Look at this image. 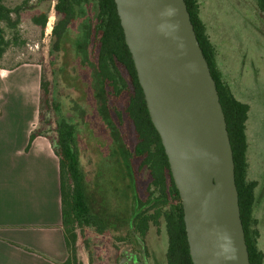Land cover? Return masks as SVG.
<instances>
[{
	"label": "trees",
	"instance_id": "trees-1",
	"mask_svg": "<svg viewBox=\"0 0 264 264\" xmlns=\"http://www.w3.org/2000/svg\"><path fill=\"white\" fill-rule=\"evenodd\" d=\"M7 0H0V66L16 67L20 64L31 62L21 61L15 65L4 63V55L11 45H23L25 40L19 30L21 13L27 0L21 4L10 7ZM191 16L194 29L209 63L211 74L216 81L220 101L226 116L227 128L234 154L235 178L239 191V204L241 218L245 230V238L249 251L250 264H264V253L257 247L256 240L258 230L253 227V209L255 204V190L258 182L249 180L247 177V150L248 141L246 134V121L248 118L249 105L238 100L232 93L231 88L223 80L216 65L214 45L207 31V26L201 15L199 0H185ZM259 6L264 12V0H259ZM89 7V8H88ZM56 9L63 14L52 30L53 40L50 47V58L54 63V54L60 52L67 40L72 25L77 27L78 37L75 41L76 59L75 63L82 66L83 77L86 85L85 93L95 105L94 109L87 115L90 128L99 131L104 137H108L106 153L101 167L108 170L120 166L124 185L132 194L131 204L126 195L125 206L118 207L116 211H108L104 206L100 208L95 203V191H91L87 185L86 176L82 169L79 155L76 149L77 125L69 118L61 117L56 122L55 137L47 136L40 128L42 121L43 105L48 102L51 82L46 75L41 73V99L39 107V121L37 127L30 134V142L37 135L48 137L59 156L61 199H62V228L65 234L67 259L62 264H83L78 253L79 230L85 236V227L91 226L99 233L108 229H126L127 236H132V230L136 225L145 232L148 228L149 219L157 222L160 209H163L166 195V175H171L170 164L162 144L160 135L156 130L145 100L143 88L139 82L137 70L132 54L125 41L124 31L117 12L115 0H59ZM15 15V16H13ZM32 22L42 29L47 24L45 13L33 14ZM71 26V27H70ZM7 29L11 30L8 36ZM35 62V61H33ZM37 63V62H35ZM39 64V63H38ZM121 68L124 69L125 74ZM129 89L130 96L125 108L134 131L137 134V142L134 151H131L124 139L120 126L114 113L119 116L118 111H113L108 94L120 95ZM54 107L58 109V102L52 98ZM82 110V109H81ZM83 112V111H82ZM114 112V113H113ZM54 138L58 147L53 143ZM141 158V165L149 170L152 177L154 190L150 193L148 202L156 201L150 207H157L155 214H147L149 207H144L147 201H141L135 189V172L133 158ZM106 163V165H105ZM98 172V178L101 175ZM173 182V179H171ZM97 182V181H96ZM174 183V182H173ZM97 185V192L101 190ZM174 190L179 198L178 189ZM174 199V198H173ZM137 201V205L135 204ZM157 214V215H156ZM167 231L169 245L166 252L167 264H193L189 250L186 234L184 209L178 206L176 211L167 212ZM140 222V225H139ZM89 246V240L84 239ZM90 264L93 263V251L89 249Z\"/></svg>",
	"mask_w": 264,
	"mask_h": 264
},
{
	"label": "rangeland",
	"instance_id": "rangeland-1",
	"mask_svg": "<svg viewBox=\"0 0 264 264\" xmlns=\"http://www.w3.org/2000/svg\"><path fill=\"white\" fill-rule=\"evenodd\" d=\"M24 0H7L6 4L13 7ZM21 13L19 30L25 40L23 45H11L5 55L4 63L15 65L21 61H35L40 64L42 72L50 80L48 102L43 105L42 121L39 127L47 136L55 137L56 122L61 117L71 119L78 128L76 149L87 185L95 191V203L104 206L108 211L123 208L126 201L131 204L133 196L124 185L120 166L108 170L101 167L109 141L108 137L93 131L87 121L95 105L86 95L87 83L83 77L82 66L75 63V41L78 37L77 28L69 30L66 43L60 52L54 54L56 67L52 64L50 47L53 40L51 28L44 29L32 22V15L45 13L47 22L57 20L58 13L54 8L56 0H27ZM201 15L207 26V31L214 45L216 65L225 83L231 88L234 96L249 105L246 121L247 177L255 180L258 185L255 190L253 209V227L258 230L257 247L264 253V12L259 6V0H199ZM15 16V15H13ZM51 26V25H50ZM8 36L11 30L7 29ZM37 44V46L35 45ZM125 76V71L121 68ZM130 96L129 89L116 96L112 91L108 94L118 125L122 131L128 148L134 151L137 134L125 112ZM52 98L59 106L54 107ZM82 109V110H81ZM83 111V112H82ZM53 143L58 147L54 138ZM135 186L137 196L144 200L148 196L151 175L149 170L141 165V158H133ZM105 162V161H104ZM106 165V163H105ZM101 166V167H100ZM98 172L101 175L98 178ZM97 181V182H96ZM97 185L102 186L97 192ZM126 229H108L99 233L94 227H85V236L79 230L78 253L83 264H90L89 249L93 251L92 264H116L120 251L129 245ZM89 240V246L84 239ZM152 264H167L168 239L165 226H152L147 236Z\"/></svg>",
	"mask_w": 264,
	"mask_h": 264
},
{
	"label": "water",
	"instance_id": "water-1",
	"mask_svg": "<svg viewBox=\"0 0 264 264\" xmlns=\"http://www.w3.org/2000/svg\"><path fill=\"white\" fill-rule=\"evenodd\" d=\"M184 209L193 264H250L216 81L185 0H115Z\"/></svg>",
	"mask_w": 264,
	"mask_h": 264
},
{
	"label": "crops",
	"instance_id": "crops-1",
	"mask_svg": "<svg viewBox=\"0 0 264 264\" xmlns=\"http://www.w3.org/2000/svg\"><path fill=\"white\" fill-rule=\"evenodd\" d=\"M41 66H0V264H62L60 161L39 121Z\"/></svg>",
	"mask_w": 264,
	"mask_h": 264
},
{
	"label": "flooded vegetation",
	"instance_id": "flooded-vegetation-1",
	"mask_svg": "<svg viewBox=\"0 0 264 264\" xmlns=\"http://www.w3.org/2000/svg\"><path fill=\"white\" fill-rule=\"evenodd\" d=\"M58 2H59V0H56V2L53 5L56 12L58 13V17H57V20H54V22H53L52 30H53L54 26L56 25V23H58L59 19L61 17H63V14L60 13L56 9V4ZM73 27H76V26L72 25L71 28H73ZM52 30H51V33H52ZM169 169L171 171V168H169ZM166 178H167L166 195L163 198V201H165V205H163V209L159 210V212H161V213L158 215L157 222H155V220L153 218H150L149 223H148V228L146 229L145 232H142V229L139 228L138 225H136L134 227V229L132 230V236H131L132 242L120 251L119 259L116 262V264H152L150 261L149 244L147 243V238H146V236H147V234H148V232L152 226L158 227L161 223H163V225L165 226L167 239H168V245H169V235H168V231H167V225L168 224H167V219H166V213L171 212V210L176 211L178 209V206L180 205V203L182 205V200H181L180 194H179V198H178L176 195V192L174 190V185L176 187V184H175L172 172H171V175L167 172ZM171 179H173L174 183L171 181ZM134 190H136V187ZM153 190H154V185L152 184V177H151V183L149 186L147 198L144 200H141L139 198L141 201H144V202L147 201L146 205L144 206L147 208L149 207L147 214H155L156 211L158 210L157 207H153V206H152V208L150 207V205L156 201V198H157L156 195L153 197V202H151V203L148 202V198H150V195H151L150 193ZM178 193H179V191H178ZM135 204L136 205L138 204L137 201H135ZM139 225H140V222H139ZM167 249H168V246H167Z\"/></svg>",
	"mask_w": 264,
	"mask_h": 264
},
{
	"label": "built area",
	"instance_id": "built-area-1",
	"mask_svg": "<svg viewBox=\"0 0 264 264\" xmlns=\"http://www.w3.org/2000/svg\"><path fill=\"white\" fill-rule=\"evenodd\" d=\"M51 19H49V21L47 22V27H46V29H48L49 27L52 29V27H53V24H51V21H50ZM51 25V26H50ZM36 46H37V44H35Z\"/></svg>",
	"mask_w": 264,
	"mask_h": 264
}]
</instances>
